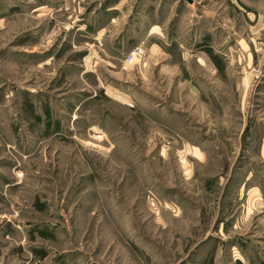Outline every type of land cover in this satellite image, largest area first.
Listing matches in <instances>:
<instances>
[{
  "label": "rangeland",
  "instance_id": "rangeland-1",
  "mask_svg": "<svg viewBox=\"0 0 264 264\" xmlns=\"http://www.w3.org/2000/svg\"><path fill=\"white\" fill-rule=\"evenodd\" d=\"M0 264H264V0H0Z\"/></svg>",
  "mask_w": 264,
  "mask_h": 264
},
{
  "label": "built area",
  "instance_id": "built-area-1",
  "mask_svg": "<svg viewBox=\"0 0 264 264\" xmlns=\"http://www.w3.org/2000/svg\"><path fill=\"white\" fill-rule=\"evenodd\" d=\"M139 54H140V51L133 52V53L130 55L131 60L133 61V60L136 58V56H138Z\"/></svg>",
  "mask_w": 264,
  "mask_h": 264
},
{
  "label": "water",
  "instance_id": "water-1",
  "mask_svg": "<svg viewBox=\"0 0 264 264\" xmlns=\"http://www.w3.org/2000/svg\"><path fill=\"white\" fill-rule=\"evenodd\" d=\"M183 1H186V0H183ZM187 1L192 2V0H187Z\"/></svg>",
  "mask_w": 264,
  "mask_h": 264
}]
</instances>
